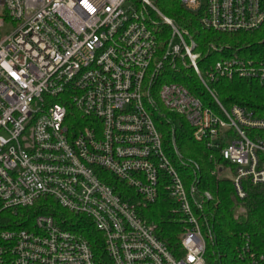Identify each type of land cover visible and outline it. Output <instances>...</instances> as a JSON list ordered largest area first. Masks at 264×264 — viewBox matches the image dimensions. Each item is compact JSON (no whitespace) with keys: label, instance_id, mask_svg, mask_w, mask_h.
Listing matches in <instances>:
<instances>
[{"label":"built area","instance_id":"built-area-1","mask_svg":"<svg viewBox=\"0 0 264 264\" xmlns=\"http://www.w3.org/2000/svg\"><path fill=\"white\" fill-rule=\"evenodd\" d=\"M207 30L264 29V0H180ZM169 35L163 36V28ZM194 39L152 0H0V201L4 210L50 198L103 235L112 264H207L214 235L204 218L212 200L175 142L166 148L156 117H183L195 141L219 152L240 200L244 182L264 189V118L225 107L219 80L264 84V58L239 54L201 70ZM187 68L214 100L206 106L175 82ZM165 193L185 219L175 256L139 211ZM247 264H264L249 241ZM0 263L99 264L89 242L67 220L40 215L32 229L0 233Z\"/></svg>","mask_w":264,"mask_h":264},{"label":"trees","instance_id":"trees-1","mask_svg":"<svg viewBox=\"0 0 264 264\" xmlns=\"http://www.w3.org/2000/svg\"><path fill=\"white\" fill-rule=\"evenodd\" d=\"M163 15L188 33L197 44L203 58L204 72L208 63L239 54L251 58H264V29L257 32L224 34L205 29L195 14L186 11L180 0H157ZM163 36L169 34L163 28ZM177 83L184 85L192 94L203 100L206 106L216 107L214 100L199 82L193 71L180 68ZM220 102L227 108L240 106L258 118H264V84L257 80H219L212 85ZM156 123L163 134L166 148L173 152L175 145L187 166L180 169L187 186L196 182L198 191L209 192L212 200L204 204V218L210 224L214 239L207 244V264H247L239 257V250L249 241L252 251H264V189L244 182L246 198L240 200L233 183L228 178H218V166L228 164L219 152L210 150L204 143L195 141L193 129L181 116L162 109ZM220 166V167H221ZM243 206L245 214L237 218V210ZM175 203L162 193L157 202L139 211L140 217L155 226L154 234L170 252L179 257L184 254L179 237L184 231V217L174 212ZM40 215H50L67 220L70 227L81 234L90 244L99 264H112L105 252L103 235L89 219L71 214L50 198L40 199L34 207L4 210L0 201V233L16 228L32 229ZM9 264V263H0Z\"/></svg>","mask_w":264,"mask_h":264},{"label":"rangeland","instance_id":"rangeland-1","mask_svg":"<svg viewBox=\"0 0 264 264\" xmlns=\"http://www.w3.org/2000/svg\"><path fill=\"white\" fill-rule=\"evenodd\" d=\"M152 1L158 7L157 0H152ZM220 166L217 167V169H219L218 170L219 173L217 174L218 178H228V179H233L234 178V171L232 172L230 169L227 170V166L226 167H223V166L220 167ZM244 214H245V209L243 208V206H239V208L237 210V218H239L240 216H242Z\"/></svg>","mask_w":264,"mask_h":264}]
</instances>
